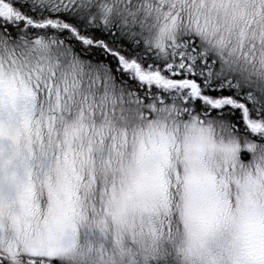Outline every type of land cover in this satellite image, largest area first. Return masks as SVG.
Instances as JSON below:
<instances>
[{"label": "snow or ice", "instance_id": "1", "mask_svg": "<svg viewBox=\"0 0 264 264\" xmlns=\"http://www.w3.org/2000/svg\"><path fill=\"white\" fill-rule=\"evenodd\" d=\"M0 264H264V0H0Z\"/></svg>", "mask_w": 264, "mask_h": 264}]
</instances>
